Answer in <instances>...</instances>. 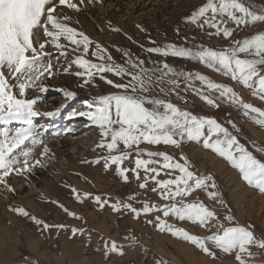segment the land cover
<instances>
[{
  "label": "snow or ice",
  "instance_id": "obj_1",
  "mask_svg": "<svg viewBox=\"0 0 264 264\" xmlns=\"http://www.w3.org/2000/svg\"><path fill=\"white\" fill-rule=\"evenodd\" d=\"M84 2L0 0V124L5 125L0 129V187L15 192L8 183L10 175H24L27 178L32 168L41 163L39 159H30L33 146L38 141L34 118L42 115L35 108L40 97L27 99L26 91L33 87L41 92L46 91V86L37 84V81H42L45 76L52 78L57 71L80 78V87L93 84L98 77L116 91L85 101V110L73 112L72 115L86 117L99 129L100 141L96 147L107 153L100 157L106 170L115 166L116 174L125 182L129 181L128 173H133L138 181H143L139 183L140 189H146L149 181L155 182L156 187L151 190L158 192L161 200L165 201L158 205L145 200L140 207H135L132 201L137 200L139 193H134L127 202L116 200L111 203L112 210L130 212L135 218L158 212L160 214L146 222L159 232L182 238L211 258H216L215 249H218L225 254H233L237 264H252L249 258L258 253L251 249L256 247L261 250L259 254H264V238L257 237L251 226L235 223L230 209L226 208L227 214L221 218L203 201L190 199L197 190H202L209 199L224 206L214 177L211 174H198L182 152L177 159L167 152L146 151L142 145L163 144L179 148L184 141L202 143L203 148L213 151L236 169L248 186L264 194V158H258L229 127L215 118L196 115L158 96L155 90L158 88L161 94L174 93L179 97L181 81H184V92L191 90L206 104L217 108L220 106L217 99L226 100L242 109L243 115L261 127H264V108L246 102L229 84L216 82L199 72L178 71L166 60L162 63L154 61L156 66L149 68L145 66V60L138 57L133 59L130 51H123L124 62L116 63L107 48L71 26L70 16L58 12V6L78 11ZM88 2L98 3L102 0ZM184 19L187 24L202 30L210 29L209 36L220 37L229 43L217 50L203 43L189 47L173 42L149 47L146 51L163 57L196 60L251 89L253 96L264 101V29L242 39L235 37L239 28L264 24V12L254 11L246 0H204ZM112 30L121 31L119 28ZM152 43L155 44V41ZM47 46L57 50L56 64H53ZM70 55H73L71 61L60 64V58L67 59ZM89 55L94 59L87 58ZM74 66L77 70L72 72ZM109 73L119 77L121 82L108 78ZM125 77L128 78L127 83L123 82ZM197 81L199 87L195 83ZM14 89L18 90V94ZM62 91L68 100L76 96L72 90ZM212 93L218 94L217 99L212 98ZM181 99L187 103L186 97ZM54 114L43 113L48 116ZM12 122H18L21 127L10 133L7 125ZM228 123L239 131L233 121L229 120ZM48 151L45 147L42 155ZM257 151L264 154V147ZM130 160L134 167H124L125 161ZM161 171H165L169 178L159 179ZM71 191L77 201H82V196L87 198L92 195L84 192L81 196L75 187ZM93 199L103 209L109 205L111 198L95 195ZM53 202L59 204L69 216L82 219L58 201ZM11 210L40 226L41 234L50 227H65L63 224L49 225L22 206L11 207ZM170 216L207 229L210 234H192L183 227L169 223ZM77 231L76 228L72 229L74 235ZM125 239L130 246L139 243L134 235H128ZM124 247L115 240L105 239L104 256H122ZM156 264L168 262L160 259Z\"/></svg>",
  "mask_w": 264,
  "mask_h": 264
},
{
  "label": "rangeland",
  "instance_id": "obj_2",
  "mask_svg": "<svg viewBox=\"0 0 264 264\" xmlns=\"http://www.w3.org/2000/svg\"><path fill=\"white\" fill-rule=\"evenodd\" d=\"M73 2L78 3L79 0ZM203 2L204 0H102L89 3L85 0L78 11L58 6V12L70 16L71 26L107 48L116 63L124 62L123 51H130L133 59L138 57L145 60V66L149 68L156 66L154 61L162 63L166 60L178 71L199 72L216 82L229 84L246 102L264 108V101L253 96L251 89L243 87L221 72H216L196 60L163 57L146 51L149 47L173 42L189 47L203 43L217 50L226 46L229 41L209 36L210 29L202 30L185 22L184 18ZM246 3L256 12H264V0H246ZM113 28L121 31H113ZM261 29H264V24L242 27L236 31L235 37L242 39ZM46 50L51 52L52 62L56 64L59 55L57 50L51 46H47ZM73 55L67 59L60 58V64H67L73 59ZM87 58L94 59L90 55ZM76 70L75 66L71 69L72 72ZM107 77L121 82L119 77L111 73ZM127 80L125 77L123 82L127 83ZM40 83L46 86V91L41 92L33 87L26 91L25 98L40 97L35 108L42 115L34 118L38 141L33 146L30 159H39L41 163L32 168L27 178L24 175H10L8 183L15 192H8L0 187V264H156L160 259L168 264H237L233 254H225L215 249L217 256L211 258L190 242L167 232H159L146 222L160 214L158 212L135 218L130 212L112 210L111 203L116 200L127 202L128 197L134 193H139L137 200L132 201L135 207H140L145 200L158 205L165 203L158 192L151 190L156 187L155 182L149 181L146 189H140L139 183L143 181H138L133 173H128L129 181L125 182L116 174L115 166L106 170L100 157L107 153L96 147L100 141L99 129L86 117L72 115L73 112L85 110V101L116 89L98 77L93 84L80 87V78L72 74H62L60 71L52 78L45 76L42 81H37V84ZM185 83L181 81L179 97L174 93L161 94L158 88L155 92L196 115L215 118L229 127L241 143L258 158H264V154L257 151L264 147V127L256 125L250 117L243 115V110L236 105L217 99L216 93L211 95L213 99H217L220 105L218 108L206 104L191 90L184 92ZM195 83L200 86L198 81ZM62 90L76 92L75 98L66 99ZM14 92L18 94L17 89ZM181 97H186L187 103ZM48 112L55 114L43 115ZM229 120L235 123L238 132L228 123ZM18 127H21L18 122L7 125L10 133ZM3 128L5 125L0 124V129ZM45 147L49 151L42 155ZM142 147L146 151L167 152L177 159L182 152L198 174H211L214 177L224 206L209 199L202 190H197L190 199L203 201L210 209L216 210L221 218L227 214L226 208L230 209L235 216V223L251 226L257 237L264 238V213L250 207L255 197L264 201V194L248 186L238 171L223 158L197 142L184 141L179 148L163 144H143ZM123 166L132 168L134 163L132 160L125 161ZM140 171L143 176V169ZM168 178L165 171H161L159 179ZM72 187L78 189L81 196L84 192L92 195L87 198L82 196V201H77L71 191ZM95 195L111 198L109 205L99 208L93 199ZM53 201L63 204L82 219L69 216ZM16 206L24 207L49 225L63 224L65 227H50L41 234L40 226L11 210V207ZM168 221L195 235L210 234L207 229L190 222L178 221L173 216ZM73 228L79 230L75 235ZM128 235H134L139 243L130 246V242L125 239ZM105 239L124 245V255L111 254L105 257ZM251 251L258 253L249 258L252 264H264V254H259L261 250L252 247Z\"/></svg>",
  "mask_w": 264,
  "mask_h": 264
},
{
  "label": "bare ground",
  "instance_id": "obj_3",
  "mask_svg": "<svg viewBox=\"0 0 264 264\" xmlns=\"http://www.w3.org/2000/svg\"><path fill=\"white\" fill-rule=\"evenodd\" d=\"M259 198V197H258ZM250 207L255 210H257L259 213H264V201L263 200H260V199H257V197H255L251 204H250Z\"/></svg>",
  "mask_w": 264,
  "mask_h": 264
}]
</instances>
